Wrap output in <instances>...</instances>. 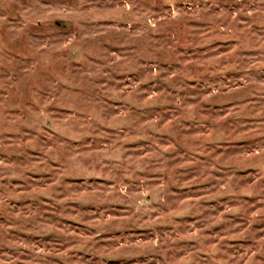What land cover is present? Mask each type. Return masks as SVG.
Returning a JSON list of instances; mask_svg holds the SVG:
<instances>
[{
    "label": "rangeland",
    "instance_id": "374dc122",
    "mask_svg": "<svg viewBox=\"0 0 264 264\" xmlns=\"http://www.w3.org/2000/svg\"><path fill=\"white\" fill-rule=\"evenodd\" d=\"M0 264H264V0H0Z\"/></svg>",
    "mask_w": 264,
    "mask_h": 264
}]
</instances>
